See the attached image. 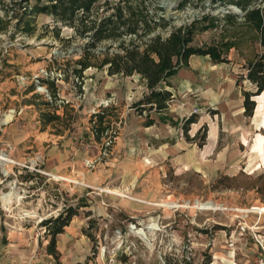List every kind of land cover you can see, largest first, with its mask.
Masks as SVG:
<instances>
[{"label":"rangeland","instance_id":"rangeland-1","mask_svg":"<svg viewBox=\"0 0 264 264\" xmlns=\"http://www.w3.org/2000/svg\"><path fill=\"white\" fill-rule=\"evenodd\" d=\"M180 1L145 0L149 18L164 17L168 23L154 34L165 39L175 28L208 15L191 45L236 36L240 52L231 49L232 64L222 67L239 80L241 94L255 92L239 79L245 74L240 65L260 48L249 46L248 30L224 20L243 15L232 4L236 0H203L202 8H194L191 0L178 10ZM33 4L0 0V264H58L46 253L41 221L67 207L79 209L64 229L59 264H203L216 238L227 240L223 247L240 264H264V142L260 155L253 147L258 132L252 119L225 117L200 99L198 88L184 92L179 86L172 87L165 111L175 125L160 122L154 112L139 115L130 108L147 93L138 75L108 76L90 68L78 78L75 61L85 40L68 28L56 38V26L46 15L35 17L33 36L16 31L14 17ZM109 45L102 43L97 51ZM56 77L59 98L73 109L72 131L63 136L54 135L51 125L41 131L34 106L26 102L33 93L47 96L37 78ZM32 84L35 91L26 94ZM182 103L186 111L175 112ZM95 113L109 121L99 141L89 122ZM146 117L154 120L150 128L144 126ZM193 117L185 134L182 127ZM203 128L206 139L200 146ZM213 132L214 147L208 141ZM252 244L258 245L257 254Z\"/></svg>","mask_w":264,"mask_h":264},{"label":"trees","instance_id":"trees-1","mask_svg":"<svg viewBox=\"0 0 264 264\" xmlns=\"http://www.w3.org/2000/svg\"><path fill=\"white\" fill-rule=\"evenodd\" d=\"M30 0H23L28 4ZM187 1L178 2L176 9L183 10ZM194 8H202L203 0H192ZM236 0L234 4L243 14L225 16L224 20H234L237 28L248 30L251 35L249 46L258 44L260 50L253 51L252 56L245 60L243 69L245 74L239 79L247 80L255 92L243 91L244 116L252 117L255 102L253 97L264 92V0ZM23 11L14 17L16 31L31 37L34 34V20L38 15H46L55 24V37L58 38L62 28H68L73 35L85 40L82 53L75 61L77 68L74 74L81 78L87 69L105 70L108 76L120 75L129 77L138 75L145 82L147 93L136 101L130 108L142 115L143 112L163 114L172 101V93L166 89L168 80L178 68L186 66L191 56H207L213 64L226 63L231 49L240 52L236 36L233 41H219L204 47L191 45L198 31L199 22L208 21V15L203 14L201 19L189 25L175 28L165 39L154 34L157 28L164 29L168 25L164 17L158 21L149 18L145 7V0H34L32 6L21 7ZM237 18L239 19L238 21ZM201 22V23H202ZM236 22V23H235ZM214 22L205 25L208 29ZM243 38V37H242ZM108 42L110 45L104 51H97L100 44ZM115 45V47H113ZM240 54V53H239ZM241 55V54H240ZM60 78H37L39 86H44L46 95L33 93L35 84L26 89V94L33 93L27 99L28 106H34L40 130L47 126L54 128L53 134L63 136L65 131L71 132L74 122L72 106L59 98L58 86L55 81ZM65 80V79H64ZM61 110V113L59 111ZM144 126L154 124V120L146 117ZM163 120V118H161ZM159 119V120H161ZM90 124H93L95 140L99 141L101 133L107 130L109 121L104 115L95 113L91 115ZM195 118L188 119L183 125L186 134ZM63 127V128H62ZM96 129V130H95ZM200 146L205 143L206 128ZM79 207H67L56 217L41 221L48 237L47 252L59 264V253L56 249V237L64 232L71 219L77 215ZM211 262L207 255L203 264Z\"/></svg>","mask_w":264,"mask_h":264},{"label":"crops","instance_id":"crops-1","mask_svg":"<svg viewBox=\"0 0 264 264\" xmlns=\"http://www.w3.org/2000/svg\"><path fill=\"white\" fill-rule=\"evenodd\" d=\"M196 57H199L200 59H194ZM227 59L228 61L226 63L214 64L213 66H210L208 62V60L210 59L207 56H191L188 59L187 65L178 68L176 73L171 78H169L168 86L166 87V89L171 92L172 87L179 86L184 92H189L193 88H198V95L203 102L214 104L217 109L224 114L225 117H234L236 119H242L245 117L243 107L244 98L239 89L237 90L239 80L236 79L234 75H226L225 69L224 67H222L228 63L232 64V62H230L229 55ZM242 60L243 61H241L242 63L240 65L241 68L245 63V60L243 58ZM197 74L202 76H205L207 74L208 77L205 81H202L201 79L195 78ZM215 80H220L221 83H216ZM242 81L247 80L242 79ZM135 99L137 100L138 98L136 97ZM252 100L255 102V109L252 117L249 118H251L253 121V128H255V130L258 132L256 134V144L253 147L254 151L261 155L262 143L264 142V136L261 134V131L264 132V92L261 95L254 97ZM185 106V103H182L181 108L173 107V110L175 112L183 113L186 111ZM89 109L90 108H83L84 112H87ZM158 116L159 119L163 118V120L161 119L160 122L164 124H176V121L166 115L165 112L161 115L158 114ZM85 134L87 135L88 139L92 138L90 133ZM215 135V132H213L208 136L209 144L213 147L216 145L217 138ZM254 213L258 214L256 212ZM64 236L65 233H62L56 237V249L59 253V260L60 254L62 253V247L64 245ZM70 239L74 240L76 239V237H71ZM222 241L223 239L216 238L212 244H209V246L212 247V250L209 254L211 257V262L209 264H234L236 261H238V264H240L241 260H237L235 254L231 253L228 247H223V243L227 240H224V242ZM69 247H72V250H74L75 244L73 242L69 243ZM252 250L254 253L257 254L259 251L258 245L252 244ZM46 253L47 255H49L47 250Z\"/></svg>","mask_w":264,"mask_h":264},{"label":"bare ground","instance_id":"bare-ground-1","mask_svg":"<svg viewBox=\"0 0 264 264\" xmlns=\"http://www.w3.org/2000/svg\"><path fill=\"white\" fill-rule=\"evenodd\" d=\"M8 118V117H7ZM8 119H10V118H8ZM5 120V119H4ZM7 122V121H6ZM3 158V157H2ZM5 161H6V159H4ZM61 180V179H60ZM65 180H66V182L68 181H70L71 182V180L68 178V179H66L65 178ZM173 205V204H172ZM165 207H171V204L170 203H166L165 205H164ZM215 206V205H214ZM206 209H212V207L210 208V207H206ZM214 210H215V208H213ZM241 212H247L246 210H241Z\"/></svg>","mask_w":264,"mask_h":264},{"label":"built area","instance_id":"built-area-1","mask_svg":"<svg viewBox=\"0 0 264 264\" xmlns=\"http://www.w3.org/2000/svg\"><path fill=\"white\" fill-rule=\"evenodd\" d=\"M259 264H263L262 261H260Z\"/></svg>","mask_w":264,"mask_h":264}]
</instances>
